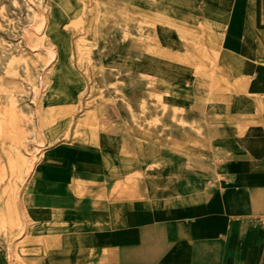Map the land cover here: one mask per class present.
<instances>
[{"label":"rangeland","instance_id":"obj_1","mask_svg":"<svg viewBox=\"0 0 264 264\" xmlns=\"http://www.w3.org/2000/svg\"><path fill=\"white\" fill-rule=\"evenodd\" d=\"M58 1L71 7L64 28L71 53L68 67L80 90L72 107L67 108L70 115L65 119L69 117V125L58 122L47 129L39 123L43 111L57 105L58 96L52 89L55 62L49 63L53 56L48 53L57 46L51 35L36 33L33 29L42 27L44 22L38 17L37 9L42 6L48 12L51 0H0V264H21L20 258L30 255L25 244L20 243L32 227L35 231L36 219L26 215L8 221L3 189L11 185L22 209L30 204L33 200L32 192L28 190L32 156L38 160L42 173L44 166L64 167L67 149L73 148L80 139V133L76 131L78 121L98 103L104 104L111 119L109 133L103 129L98 133L101 145L108 135L121 140L127 130L147 143L159 145V140L176 139L181 133L194 135L192 127H196L195 122L198 119L203 122L201 112L190 106L193 103L190 97L201 103L210 116L215 115V104L222 106L228 99L223 94L219 100L215 98V88L218 87L215 74L223 65L217 58L226 52L230 37L227 26L222 25L224 15H217L221 24L217 30L218 39L215 38V26L212 30L208 27V22L215 20L208 10L211 9L210 0ZM188 12L195 20L196 37L210 50V59L198 61V65L181 59L185 47L179 25ZM110 13L122 16L124 20L107 23L105 16ZM154 15L161 17L160 24L152 18ZM133 40L148 43L164 52L144 51L134 47ZM190 56L197 57L195 54ZM151 73L164 80L166 87H155ZM162 91H166L164 97L167 98L163 104L154 96ZM48 131L55 139H48ZM43 138L47 142L41 149L38 147ZM57 146L66 152L59 154ZM181 153L182 157L175 165L192 169L193 164ZM44 154L51 157L45 158ZM82 164L86 166L83 168L78 160L75 166L87 170L98 168L99 158ZM149 164L147 160L142 161L140 168L148 171L151 169ZM86 183L89 189L98 191ZM9 247L12 251L10 259L6 253Z\"/></svg>","mask_w":264,"mask_h":264},{"label":"crops","instance_id":"obj_2","mask_svg":"<svg viewBox=\"0 0 264 264\" xmlns=\"http://www.w3.org/2000/svg\"><path fill=\"white\" fill-rule=\"evenodd\" d=\"M220 4L230 43L217 58L223 65L215 75L227 86L215 88V98L228 99L215 104L213 140L221 148L216 164L226 183L175 165L181 151L162 146L166 161L148 169V177L184 196L202 191L206 182L210 194L169 200L135 196L143 169L112 173L75 166L79 159L96 161L101 153L115 156L110 144L118 137L108 135L100 152L73 146L64 167H43L38 193L32 192L27 204L35 207L36 241L25 248L39 264H264V0ZM213 22L218 39L220 20ZM73 178L104 196H71L67 185ZM49 252L56 255L50 262Z\"/></svg>","mask_w":264,"mask_h":264},{"label":"bare ground","instance_id":"obj_3","mask_svg":"<svg viewBox=\"0 0 264 264\" xmlns=\"http://www.w3.org/2000/svg\"><path fill=\"white\" fill-rule=\"evenodd\" d=\"M220 1L222 0H210L211 3L209 4V6L211 9H208V10L211 13L212 18L215 17L216 19L219 12L222 11L223 9V6L220 4ZM23 7L25 8L26 6H23ZM70 10H71V7L67 6L66 4H62L58 0H51L48 12H45V8H43L42 6L37 9L38 14H39L38 17L43 18V21H44L43 26L42 27L40 26L41 28L39 26L38 27L35 26L34 29L32 27V29L36 33H41V34L48 33L49 35H51L53 39L55 40V43L57 46L55 50H49L48 52L49 55L53 56L51 60L49 61V63L55 62V71L52 77L53 79L52 89L55 92V94H57L58 96L57 99L55 98L57 101L56 103L57 105L46 108L43 111V118L39 123L40 126H44L47 129L53 126H56L58 122H63L62 124L69 125V117L68 119H65L66 115H70V110H68L67 108L72 107L75 100L79 97L78 91L80 90V86H78L77 83L74 80H72L73 75H70L71 73L68 67L70 59H71L70 58L71 53H70V49H69V45L67 41V35L64 29L65 25H67L66 22L69 20L67 16L69 15ZM105 17L107 18V23L118 21V20L120 21L124 20L122 16H119L117 14H112V13L107 14ZM183 17L184 18L181 20V23L179 26H180V30L182 33L181 37L184 42L183 44L185 47V52H184V57H182L181 59L185 62H189L190 64L198 65L197 63L198 61L210 59V56H209L210 50L207 49L205 46L201 45L198 38L196 37L197 28H196V24H194L195 20L192 14L188 12L187 15H184ZM39 18L36 24H38ZM152 18L155 20V22H157V24H160V22H162L161 17L158 15H154ZM208 24H209L208 27H210V30H212V28L215 26L213 21H211V23L208 22ZM133 46L137 48H141L144 51H149V52L154 51L157 54H163L164 52V51H161L160 49H156V47H153L152 45H149L148 43L147 44L140 43L137 40H133ZM110 50L112 51V49ZM191 54H195L197 55V57H194V56L192 57L190 56ZM151 75L154 76L155 78L156 74L151 73ZM216 80L217 81L215 85H218V87L224 88L225 86H227V83L221 78H217ZM154 85L155 87H158V88L166 87L165 81L162 79H159L158 77L155 78ZM131 90L132 89H130V91ZM165 94H166V91H162L160 93H155L154 96H156L158 100H160L163 104L167 101V98L164 97ZM190 98L193 101V103L190 104V106L193 107V109H197L201 112L202 121H203L201 122V119L200 120L198 119V121L195 122L196 127L195 128L192 127V130L194 129L195 131L194 135L181 133L176 139L175 138H167V139L164 138L163 140H159V145H155V144H152L151 142L147 143L139 135H136L132 131L127 130L124 137L118 143L111 142L110 144L112 149L115 151L116 155L109 157L108 154L105 155L104 153H101V157H99L98 168H94V169H102L104 171H108L112 173L119 172V171L127 172L132 167L140 168L142 161H145V160L150 162L149 168H151L153 165H159L160 163L166 161L165 155L162 150L163 148L162 146H171L173 148L180 150L181 152L184 153V155H186L188 160L193 164V168L191 169L192 173H194L195 175L199 177H211L216 181L224 182L226 180V177L221 173V169L216 164L218 161H220V158L215 156V151H218L221 148H219L218 146L215 147V143L213 140V138L216 135V130H215L216 127L213 124L214 116L208 115L203 105L201 103H198L195 98H192V97ZM123 106L125 105H122L121 107ZM180 107L183 108L184 105H180ZM65 110H67V112H65ZM112 110H109V111L112 112ZM114 116H117V114H115ZM110 120H111L110 117L105 112L104 104L98 103L94 109L87 111L86 114L83 116V118H81L77 123L76 131L80 133V139L75 144V147H77L78 149H88L91 147L95 149L96 151L100 152V150L102 149V145L100 144V141L98 139V133L102 129L109 133L110 128L108 127V125L110 123ZM51 134L52 132L48 131V136H49L48 139L49 140H52L53 138L55 139V136H52ZM173 135H174V132H173ZM46 142H45V139L43 138L38 148L42 149L46 145ZM57 151L59 152V154L65 152L64 149L62 148L61 149L57 148ZM44 156L45 158L51 157L49 156V154H44ZM37 161L38 160L34 156H32L31 158L32 168L30 167L31 169L29 170V173L32 178L28 184V190L31 192L34 191L35 193H38V190H36V187H37L36 183L38 179L42 177L41 176L42 170ZM79 161L81 162L82 167L86 166L82 164V163H85L86 161H82V159H79ZM146 173L147 171H144V173L142 174V177L137 186V190L134 192L135 196H140V197L144 196L149 199H165V200H169L176 196H182L183 198H187V199H192V198L195 199L196 197H199V195H203V197H206V195L210 194V191L212 190V186H209L205 182L202 185V191L189 192L185 196L180 195L179 191L170 188L168 183L164 184L162 181L158 179L154 180L151 177H148ZM86 182H87L86 180L80 179V178L71 179V181L67 185V187L71 191V196L77 197V196H84L87 194H92L96 196H104V193L102 191L100 192L99 190L95 191V190L89 189L88 184ZM12 190L13 189L11 185H7V187L3 189V193H2L6 219L8 221H13L19 217L24 218L26 215H29L33 217L34 219L35 213L33 209H35V207L30 208L29 206H26L24 209H22L20 204H17L16 198ZM32 228H31V233H32L31 236L26 235L23 238L22 244L20 243V245H23L25 243H35L36 240L33 237L35 231ZM6 253H7V258L10 259L12 256L11 247L7 248ZM47 258L48 259L46 261L50 262L54 258H56V255L49 252L47 254ZM62 260H68L67 256L65 259H62ZM20 263L21 264H39V259L36 257L24 256L20 258Z\"/></svg>","mask_w":264,"mask_h":264}]
</instances>
